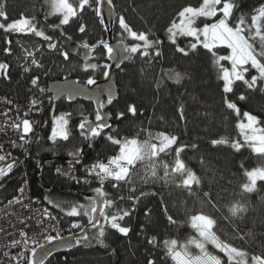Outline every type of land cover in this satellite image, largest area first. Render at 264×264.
Returning <instances> with one entry per match:
<instances>
[{
  "label": "trees",
  "instance_id": "obj_1",
  "mask_svg": "<svg viewBox=\"0 0 264 264\" xmlns=\"http://www.w3.org/2000/svg\"><path fill=\"white\" fill-rule=\"evenodd\" d=\"M89 1L78 19L64 25L52 13L51 0H0L7 16L0 17L4 26L0 27V60L8 65L0 78V96L15 102L32 96L40 104L45 122L32 139L24 165L0 178V207L16 195L26 176L34 199L53 211L62 227L81 225L74 234L88 226V217H69L66 211L72 205H88L86 195H95L96 188L65 181L54 175L53 168L61 164L58 160L79 157L86 145L79 125L95 122L96 112L82 102L68 104L62 99L53 103L45 88L64 78L87 84L90 78L100 81L105 77L106 32L96 15L97 1ZM202 1L108 0L118 16L113 41L136 51L114 74L118 99L101 106L112 125L99 136H91L90 147L74 166L79 169L108 162L117 156L123 142L138 140L145 132L166 135L174 142L170 149L150 156V163L148 159L140 162L123 179H111L102 189L104 199L112 202L105 208L109 218L129 213L117 221L130 229L126 236L100 217L103 245L97 242V225L74 250L52 255L44 264H174L172 244L175 252L199 256L188 245L198 239L191 226L198 216L210 221L212 238L223 250L236 251L244 264L264 263V181L248 187V174L264 170V153L254 152L239 128L249 115L264 132V74L249 66L243 78L226 91L223 74L230 68L224 59L228 50H209L194 46L189 38L172 36L180 12L198 7ZM222 1L231 6L227 26L241 30L264 70V0ZM21 18L50 39L34 32L5 31L11 20ZM52 43L58 48L49 49ZM29 52L40 67L34 65L26 74ZM143 52L148 56L139 59ZM61 53H67L68 59ZM90 64L96 68L85 70ZM60 116L68 120L69 137L53 142L49 139L51 124ZM37 163H41L40 170ZM58 202H63V211L54 206ZM205 252L220 264H242L229 262L223 251L212 246Z\"/></svg>",
  "mask_w": 264,
  "mask_h": 264
},
{
  "label": "rangeland",
  "instance_id": "obj_2",
  "mask_svg": "<svg viewBox=\"0 0 264 264\" xmlns=\"http://www.w3.org/2000/svg\"><path fill=\"white\" fill-rule=\"evenodd\" d=\"M89 0H61L65 6V14H55L60 19H67V25L72 18L78 19L81 16V10L85 2ZM90 2V1H89ZM88 2V3H89ZM86 7H89V4ZM231 11L229 3L222 0H203L198 7L184 8L177 19V22L171 28L173 37H185L194 41V46H201L209 50L215 48H226L228 54L224 57L229 65V70L224 72L223 79L225 82V90L230 89L232 82L242 79L247 72L249 66L258 70L260 74H264V70L255 61L248 42L241 35L238 28H230L227 26L225 19ZM73 19V20H74ZM20 20V19H19ZM16 20V21H19ZM14 22L15 20H11ZM130 53H134L136 49L128 48ZM148 52L140 54L139 59L146 58ZM0 60V64H4ZM6 73V72H5ZM4 73V74H5ZM0 74V78L4 75ZM69 78H64L67 80ZM61 117V116H60ZM51 124V133L54 127V121ZM243 140L252 147L257 153H264V132L258 127L257 120L246 115L244 122L239 126ZM56 140H62L57 138ZM173 139H169L166 135H154L145 132L138 140H130L122 143V146L112 161L125 164V168H120L113 178L117 180L123 179L138 164L150 163V156L154 157L170 149L173 145ZM249 185L252 188L259 180L264 181V170H257L248 174ZM191 226L195 229L198 239L190 242L188 245L194 247L199 256L191 257L183 252H175V244L170 248L171 258L174 264H220L215 257L207 255L206 247L212 246L218 251H223L229 262L244 264L243 258L236 251L223 250L212 238V225L210 221L204 217H195L191 221ZM253 264H264L259 261H253Z\"/></svg>",
  "mask_w": 264,
  "mask_h": 264
},
{
  "label": "built area",
  "instance_id": "obj_3",
  "mask_svg": "<svg viewBox=\"0 0 264 264\" xmlns=\"http://www.w3.org/2000/svg\"><path fill=\"white\" fill-rule=\"evenodd\" d=\"M33 59L34 55L25 57L28 68L26 74H29L31 67L35 65L32 63ZM33 101L32 96H28L22 102L0 96V156L5 157L0 161V168L6 169L8 164H12L13 168L23 166L28 159L32 139L45 124L40 104L36 102L33 104ZM24 119L29 121L32 128L26 137L30 138L27 144L21 139L24 135L22 125ZM99 163L87 164L79 169L59 164L54 166L53 173L74 184L103 188L108 178L101 183L100 178L92 171L93 166ZM40 164L37 163V166ZM104 164H108L112 173L115 172L116 167L113 164ZM76 229L71 226L63 228L59 217L34 199L30 182L25 176L16 195L0 207V264H28L32 249L37 248V245L46 246L47 236H56L59 233L65 238L72 235Z\"/></svg>",
  "mask_w": 264,
  "mask_h": 264
},
{
  "label": "snow or ice",
  "instance_id": "obj_4",
  "mask_svg": "<svg viewBox=\"0 0 264 264\" xmlns=\"http://www.w3.org/2000/svg\"><path fill=\"white\" fill-rule=\"evenodd\" d=\"M51 7H52V13L53 14H57V13H59L61 15L65 14V6L61 3V0H51ZM0 17H4L5 19H7V16H6V13L4 11V7L2 4H0ZM67 22H68L67 19L61 20L62 24H66ZM0 27H4V26L2 24H0ZM5 31H15L18 33L34 32L35 35L38 37H43L45 40L50 39V37L45 36L42 31H37L35 26L32 25L31 22L25 18H21L19 21H14V22L8 24L7 28H5ZM80 31L81 32L84 31L83 27L80 29ZM82 46L85 48L88 47L87 44H84ZM48 47H49V49H52L55 47V45L49 44ZM104 47H105L107 53L109 55H111L112 49L110 47H108V45H104ZM61 54L64 56L65 60L68 59L67 53H61ZM28 55H32V53L29 52ZM32 63L35 64L37 67H40V65L37 64V61L35 59H33ZM7 68H8L7 64H0V74H4L7 70ZM88 68L95 69L96 65L95 64L86 65L85 70H87ZM24 70L27 72L28 68H25ZM107 76H108V72H105V77L107 78ZM36 82H37L36 79H33L32 84L35 85ZM94 83H95V81L91 78L87 80V84L89 86L93 85ZM41 91H43V89H41ZM76 91L78 94L79 92L83 91V89H78ZM108 94L110 95V93H108ZM109 103H111L110 99H109ZM33 104H35V101H33ZM101 119H102L101 114L99 112H97L96 121H101ZM86 123H87V121L81 123L79 125V127L81 129H84ZM22 125H23V134L24 135L21 136V139L24 141L25 144H27L29 142L30 138H26V137L32 131V128H31V125L27 119H24L22 121ZM67 125H68V120L64 116L59 117L58 120L54 121V127L52 129V133H51L49 139L52 140L53 142H55V140L57 138L62 139V140H67L69 137ZM14 127H18V126L14 125ZM104 127H105V125H103V124H97V126L91 127V129H90L91 136L92 137L99 136L100 132L103 130ZM4 159H5L4 156H0V161H3ZM111 163H113V162L109 161V164H111ZM12 168H13L12 164H8L6 169L0 168V178H2L4 175H6L7 172H10L12 170ZM92 171L95 172V174L100 178L101 183H103V181L106 178L113 175L108 164H104V163H99V164L94 165ZM94 192H95V196L97 198H99L100 201H102V203H100V206H99V217H102L104 219V221L107 224H109L112 229H115L120 234L126 236L128 234V232L130 231V229L127 227H121L117 221L123 220L124 217L127 216L129 213L127 211H125V212H123L122 215L117 214V215H113L109 218L105 214V208L110 207L112 202L104 199L106 194L102 190V188H96L94 190ZM49 202L52 203V201H49ZM97 204H98L97 199H90V202L88 205H84V204L72 205L70 207V210L66 211V215L69 217H76V216L83 214L84 216L88 217V224L89 225H92L93 227H96L97 225H99L100 230L98 233L97 242L100 243L101 245H103V240L100 239V237L104 236V227H103V225L100 224V221L98 219H96V223L93 224V220L95 219L94 214H96L98 211ZM54 206L60 208L62 211L64 210L63 202L55 203ZM71 228H73V229L81 228V225L78 223H72ZM83 239H87V237H83ZM54 241L59 243L60 246L65 247V248H69L72 246V244L69 243V241H74L76 245H79L81 242V240L75 236H70L67 239H65L59 233L56 236H47L46 237V243L47 244H53ZM37 248L40 249V252H39L40 258L39 259H36ZM37 248L32 249L31 256L28 258V264H44L45 259L52 254V249L47 248L45 245H37ZM21 255H23V254H21Z\"/></svg>",
  "mask_w": 264,
  "mask_h": 264
},
{
  "label": "water",
  "instance_id": "obj_5",
  "mask_svg": "<svg viewBox=\"0 0 264 264\" xmlns=\"http://www.w3.org/2000/svg\"><path fill=\"white\" fill-rule=\"evenodd\" d=\"M96 15L98 19L101 21L103 27L105 28L106 32V42L108 47L112 49L111 55H107V72L108 76L107 78L104 77L100 81H95V83L91 86L88 84H81L78 83L76 80L73 79H67V80H56L51 81L47 83L45 92L48 97L51 98L53 103H56L62 99H65V101L68 104H74L76 102H82L85 104H90L93 106L96 114L99 112L102 116L101 121H95V122H87L85 124V128L81 129L84 133V139H85V147L80 150L79 157L76 159L69 158V159H63L58 160V162L64 164V165H71V164H79L82 161L84 152L87 148L90 147L89 141L91 138L90 129L91 127L97 126V124H103L105 125L104 129L109 128L113 121L112 118L104 113L101 109V106L104 101L109 103V99L112 102H115L118 99L119 93L118 89L114 83V74L118 72L122 66L129 62L131 59V54L128 52L125 44L123 42H114L113 41V33L112 29L115 24V22L118 19L117 13L112 7V5L108 2V0H97V9H96ZM127 36H129L128 30H126ZM78 89H83V91L79 92L77 94ZM110 93V95L108 94ZM41 169V166L39 167V170ZM39 185V184H38ZM44 191L50 192L51 189L40 186ZM87 199H97L98 204L97 208L98 211L95 215V219L93 220V224L96 223V219L99 220V206L102 201L99 200L94 194H88L86 195ZM97 227V226H96ZM96 227H93L92 225H89L85 227L81 232L78 234L72 235L80 240H83V237H86L87 231L89 229H94ZM70 237V236H69ZM68 238V237H67ZM65 238V239H67ZM69 243L72 244L71 247L65 248L60 246L59 243L53 242V244H48L46 247L52 249V255L55 254H62L67 253L76 248V244L74 241H69ZM39 252L40 249L37 250V257L36 259H39ZM48 256L44 263L48 260L50 257Z\"/></svg>",
  "mask_w": 264,
  "mask_h": 264
},
{
  "label": "flooded vegetation",
  "instance_id": "obj_6",
  "mask_svg": "<svg viewBox=\"0 0 264 264\" xmlns=\"http://www.w3.org/2000/svg\"><path fill=\"white\" fill-rule=\"evenodd\" d=\"M97 1V0H96ZM86 4H87V2H85V4L83 5V7H86ZM96 4H97V2H96Z\"/></svg>",
  "mask_w": 264,
  "mask_h": 264
}]
</instances>
